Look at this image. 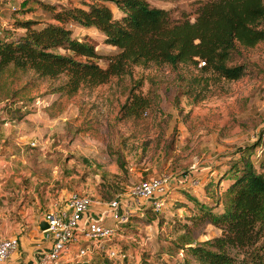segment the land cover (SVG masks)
<instances>
[{"label":"rangeland","instance_id":"obj_1","mask_svg":"<svg viewBox=\"0 0 264 264\" xmlns=\"http://www.w3.org/2000/svg\"><path fill=\"white\" fill-rule=\"evenodd\" d=\"M20 1L0 0V27L17 33L22 29L12 26L14 19L49 18L39 1L72 5L86 0H28L21 11L12 10ZM147 1L168 8L172 16L182 12L192 17L197 0ZM67 26L94 44L100 55L96 61L104 66L115 48L94 28ZM241 52L237 60L245 70L237 79L190 67L135 66L131 78H111L69 95L53 90L49 78L5 66L0 70V123L6 121L4 127L10 128L1 132L0 150L14 155L11 164L0 166V181L11 180L9 176L16 181L13 189L10 182L0 183L5 214L0 216L6 225L30 228L49 202H60L72 191L100 202L118 198L131 205L135 200L142 208L147 201L134 199L131 186L165 173L170 184L160 209L137 216L129 206V222L117 224L103 244L125 254L111 258L112 264H181V251L169 253L168 247L185 230L183 224L190 225L196 240L219 232L210 223H193L196 208L184 193L209 201L202 185L264 129V40ZM138 82L149 106L137 116H124L120 105L128 87ZM12 130L18 133L15 139ZM97 250L86 261L55 264L100 263L103 252Z\"/></svg>","mask_w":264,"mask_h":264},{"label":"trees","instance_id":"obj_2","mask_svg":"<svg viewBox=\"0 0 264 264\" xmlns=\"http://www.w3.org/2000/svg\"><path fill=\"white\" fill-rule=\"evenodd\" d=\"M27 1L12 10L21 11ZM39 3L49 18L14 19L12 26L22 29L17 33L0 27V70L11 65L49 78L59 94L94 88L111 78H131L135 66L190 67L237 79L245 70L237 60L241 50L264 40V0H197L192 17L182 12L172 16L168 8L147 0ZM69 23L96 29L102 41L115 48L105 56L104 66L96 61L100 55L94 44L86 36H75ZM138 88L139 82L128 87L120 105L124 116H137L149 106L148 95ZM263 132L202 185L209 201L184 193L196 208L193 223H210L219 232L196 240L190 225L183 224L185 230L168 247L169 253L181 251V264H264V150L257 154ZM147 210L155 211L145 204L135 212L141 216ZM102 255L97 264H112Z\"/></svg>","mask_w":264,"mask_h":264},{"label":"built area","instance_id":"obj_3","mask_svg":"<svg viewBox=\"0 0 264 264\" xmlns=\"http://www.w3.org/2000/svg\"><path fill=\"white\" fill-rule=\"evenodd\" d=\"M263 150L264 141L258 148L257 154ZM169 184V175L161 173L136 181L131 186L129 193L134 199L145 200L153 209L158 210L164 203ZM91 202L92 198L89 194L72 191L65 198L63 205L55 206L44 213L43 219L47 223L44 230L50 236V245L41 255L37 264H55L62 261L76 262L83 258L88 259L97 249L102 250L110 258L123 257L124 253L121 251L119 253V250L111 244L105 245V241L111 239L117 224L127 221L129 206L133 207L134 211L139 209L137 202L134 200L130 205L118 198L107 201L114 225L108 226L90 218L80 224L81 216ZM103 242L105 243L103 244ZM16 246L17 238L15 236L1 237L0 262L14 251Z\"/></svg>","mask_w":264,"mask_h":264},{"label":"crops","instance_id":"obj_4","mask_svg":"<svg viewBox=\"0 0 264 264\" xmlns=\"http://www.w3.org/2000/svg\"><path fill=\"white\" fill-rule=\"evenodd\" d=\"M4 8H7L4 6ZM7 122L4 121L3 123H0V138L2 137L3 131H5V128L10 127H4ZM13 134L12 137L15 139L18 134L15 130H12ZM2 140V139H0ZM13 141V139H12ZM11 142V140H10ZM16 142V141H14ZM1 145V144H0ZM11 157L7 159L5 157L7 154ZM14 155L11 151L0 150V166H6L7 164H11L12 156ZM11 180H4L0 181V183H6L10 182V186L13 189V182L16 183L14 176ZM6 188V187H5ZM4 194V192L0 191V198ZM68 194H66L60 202L56 200H53L48 203L47 208H43L40 215H38L35 225H32L30 228L24 229V227H18L17 223L12 225H6V217L0 216V238L1 237H10L15 236L17 238V246L14 251L9 253V255L3 259L0 264H37L39 261L41 255L49 248L50 245V236L49 234L42 228L39 227V222L43 221L44 219V213L47 211H50L55 206H61L64 203L65 198ZM4 207L0 210V214L3 213ZM4 214V213H3ZM5 215V214H4ZM96 219L100 221L101 223L111 226L113 225V219L111 216V212L108 208L107 201L100 202L99 200L92 199V202L88 209L83 212L80 224H83L86 219ZM87 259H81V261H86Z\"/></svg>","mask_w":264,"mask_h":264},{"label":"water","instance_id":"obj_5","mask_svg":"<svg viewBox=\"0 0 264 264\" xmlns=\"http://www.w3.org/2000/svg\"><path fill=\"white\" fill-rule=\"evenodd\" d=\"M47 226V223L45 220L39 222V227L44 229Z\"/></svg>","mask_w":264,"mask_h":264}]
</instances>
